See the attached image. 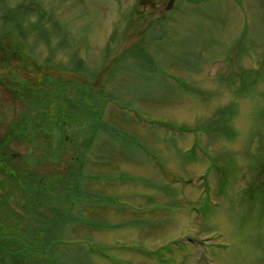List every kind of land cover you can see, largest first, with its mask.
I'll list each match as a JSON object with an SVG mask.
<instances>
[{
	"label": "rangeland",
	"instance_id": "374dc122",
	"mask_svg": "<svg viewBox=\"0 0 264 264\" xmlns=\"http://www.w3.org/2000/svg\"><path fill=\"white\" fill-rule=\"evenodd\" d=\"M170 1L0 0V139L31 81L8 150L46 179H0L24 264H264V0Z\"/></svg>",
	"mask_w": 264,
	"mask_h": 264
},
{
	"label": "trees",
	"instance_id": "16d2710c",
	"mask_svg": "<svg viewBox=\"0 0 264 264\" xmlns=\"http://www.w3.org/2000/svg\"><path fill=\"white\" fill-rule=\"evenodd\" d=\"M32 63L33 62H31V64ZM31 64L26 63L25 61L21 65V69L23 70L29 69L32 67ZM3 69L4 68L0 63V82L4 81L3 79L4 77L2 76V72L4 71ZM13 80L14 81L17 80L19 84L15 86L16 94L21 96V98L28 97L32 102L30 103L31 109H28L27 111H24L21 115L15 117L10 124V132L6 136H4V138L0 139V179H2L3 181L7 180V182L11 183L14 186V188L23 189L25 190V192H28L32 195H37L40 193V188L38 186H41L42 182L46 181L45 178H41L42 179L41 182L38 174H36L37 172L35 168L37 166H35V164L40 162L38 155L34 154L33 152H30V154L26 156L25 158L26 162H25L20 159L19 153L9 152L8 150L9 144L14 139H21L25 141L28 139V137L33 138L36 135L34 133V129L36 130V127L38 125L36 121L39 112L37 110L35 112V108H34L35 100L33 101V97H32L33 96L32 87L34 86H32L33 83L31 81H26L21 78H16L15 76L13 77ZM34 139H32V145H34L33 143ZM84 144H85L84 147H87L88 144H89L88 146H90V143L88 141L85 142ZM62 146L64 145L62 144ZM23 162L27 163V165H25V168L23 167ZM75 168L72 169V172L70 173L71 174L70 177L74 175ZM65 180H67V178ZM52 186L55 187L54 185ZM9 195L10 194L8 192H4L3 195H0V207L1 209H5V211H7V209L8 210L10 209L8 206L10 205ZM12 214L14 213L12 212ZM6 228L11 229V224L7 223L3 219L0 220V253L4 251L3 258H0V260L3 259L8 262V260L5 257L10 256L11 257V262L9 261L10 264H24L18 258L17 249H15V247L10 249V247L13 246L15 241H12L14 237H10L9 232L8 230H6ZM22 231L23 230H21V233ZM22 240L23 238H19L20 242Z\"/></svg>",
	"mask_w": 264,
	"mask_h": 264
},
{
	"label": "water",
	"instance_id": "95a60500",
	"mask_svg": "<svg viewBox=\"0 0 264 264\" xmlns=\"http://www.w3.org/2000/svg\"><path fill=\"white\" fill-rule=\"evenodd\" d=\"M172 1H173V0H172ZM168 8H170V6H169Z\"/></svg>",
	"mask_w": 264,
	"mask_h": 264
}]
</instances>
